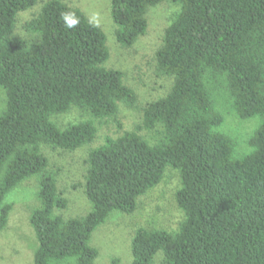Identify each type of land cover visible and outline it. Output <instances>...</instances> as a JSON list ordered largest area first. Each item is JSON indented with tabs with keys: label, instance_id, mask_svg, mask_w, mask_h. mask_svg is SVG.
<instances>
[{
	"label": "trees",
	"instance_id": "1",
	"mask_svg": "<svg viewBox=\"0 0 264 264\" xmlns=\"http://www.w3.org/2000/svg\"><path fill=\"white\" fill-rule=\"evenodd\" d=\"M179 7L156 53V73L169 93L143 109L142 124L107 137L85 160L82 217L65 219L68 200L44 154L95 142L99 126L135 108L125 73L107 67V36L80 9L48 0L14 36L17 15L38 0H0V232L13 205L7 196L38 180L30 223L34 264H94L93 233L115 213L133 214L167 169L178 172L176 203L184 219L174 232L140 228L132 264H264V0H171ZM162 0H112L115 39L125 49L147 33L149 10ZM228 107L258 124L247 150L223 130ZM76 111L79 118H60ZM158 131L155 143L141 131ZM111 264H120L113 259Z\"/></svg>",
	"mask_w": 264,
	"mask_h": 264
},
{
	"label": "rangeland",
	"instance_id": "2",
	"mask_svg": "<svg viewBox=\"0 0 264 264\" xmlns=\"http://www.w3.org/2000/svg\"><path fill=\"white\" fill-rule=\"evenodd\" d=\"M38 0L35 7L17 15L14 36L31 39L33 35L27 30V24L35 18L45 2ZM62 2L82 10L89 20L99 26L107 36L110 54L107 67L120 69L125 73L126 85L132 87L138 96L135 108L120 106L118 122H109L99 126L94 143L74 152L52 151L49 148L44 154L49 159L50 168L58 171L57 187L68 200V207L56 214L65 219L85 216L91 205L85 195V171L88 153L104 144L107 137H119L127 131H134L142 124L143 109L151 102L166 96L171 90L173 81L167 77H159L156 73V53L163 45L165 31L172 18L179 10L171 0L162 2L149 10L147 14L148 29L146 35L140 37L133 47L122 48L115 39L116 25L111 18L112 0H61ZM5 105V94L0 88V112ZM226 122L223 130L235 136L240 149L247 150V140L256 128V119L241 121L226 107ZM79 114H71L60 118V122L75 121ZM154 131L140 132L150 142L155 143L158 136ZM38 180L31 178L19 188L12 191L4 201L12 204L6 228L0 232V264H34V253L38 241L30 223L34 208L38 207ZM180 188V177L177 171L167 169L163 181L145 196L140 198L138 209L130 215L115 212L111 218L92 235L91 245L98 249L99 256L94 264H111L119 259L120 264H132V240L140 228L163 229L174 232L184 219L183 212L176 203V192ZM163 255L158 254L155 264H162ZM65 264H77L75 259Z\"/></svg>",
	"mask_w": 264,
	"mask_h": 264
}]
</instances>
